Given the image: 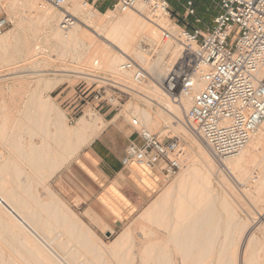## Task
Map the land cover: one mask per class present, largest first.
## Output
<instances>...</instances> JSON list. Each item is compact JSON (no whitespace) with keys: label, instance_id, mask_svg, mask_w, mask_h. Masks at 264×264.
I'll return each instance as SVG.
<instances>
[{"label":"bare ground","instance_id":"bare-ground-1","mask_svg":"<svg viewBox=\"0 0 264 264\" xmlns=\"http://www.w3.org/2000/svg\"><path fill=\"white\" fill-rule=\"evenodd\" d=\"M8 3L13 6L19 3L26 4L33 9L35 19L30 23L33 31L30 37L28 34L25 35L27 37L22 36V39L16 37V41L13 39L15 32L0 33V52H3L0 53V68H4L0 71V78L6 79L12 75L16 83L17 81L23 83L32 75L37 82L32 83L35 87L41 82L44 86H40L39 91L33 86L35 89L31 87V90L24 92H19L20 88L16 86L14 92L8 87L11 92L7 94L10 93L12 98H6L7 86L0 85V147L5 148L7 152L5 155L4 151L0 150V226H2L0 228H6L9 235L14 238V242L17 241L25 247L26 253L33 255L36 262H33L34 264L58 263L52 260V256L47 255L48 251L44 252L43 248L32 240V234H29L30 228L42 233L52 242L54 238L50 237V234L56 228H63L60 232L65 234V238L58 239L55 246L68 248L67 252L62 248L61 250L65 251L67 258L73 261V257L84 255L87 258V254L91 255L90 260H84L83 264H109L110 261L103 258L105 255L132 264L135 262L137 264H205V257L212 255L211 248L216 243L214 236L218 234V229L211 228H218L217 225L222 217V214L213 215L215 206L209 202L220 200L222 209L227 213L226 216H229V212L232 214L236 209V202H233L230 196L237 193L231 192V182L237 190H240L237 183L243 184L244 196H249L256 203H262L261 207L258 206L261 211L257 212L258 216L252 220L257 223L262 218L264 130L252 135L237 154L216 159L201 138L187 128L182 115L190 106L191 98L180 96L175 99L163 88V83H172L173 70L184 56L182 52L184 39L177 25L171 29L174 37L160 40L161 28L168 27L167 16H151L144 11L145 6L141 0H137L133 9H111L106 13L94 10L86 0H71L63 4V7L74 17H78L85 27L77 22L63 26L59 24L63 12L44 0H8ZM86 27L101 30L107 41L117 45L119 50L116 51L114 48L112 50L109 43L102 44L86 30ZM141 39L148 42L151 55H146L147 53L144 54L142 49L140 50ZM11 40L16 41V44L11 46L21 58L23 57L22 60H19V57L18 60L14 58L16 61H13L4 54L7 48H11L9 46ZM51 51L56 52V56L54 53L51 54ZM130 56L142 64L151 80L140 84L133 81L132 71L122 68V64L130 59ZM56 61L59 63L56 64ZM17 63L22 64L12 67V70L9 69L11 65ZM86 63L88 64L85 65ZM22 68L27 70H21ZM99 71H103L107 76L100 75ZM49 74L52 76H48ZM57 75L60 77L57 78ZM71 75L88 81L113 82L143 97L148 107L141 111L145 120L151 122V124L146 122L150 132L153 126L160 127L164 124L172 126L175 132L185 134L189 131L193 137L190 138L188 161L180 162L179 172L174 180L172 179L138 214L150 229H144L145 227L135 229L131 223L109 243H104L95 237L87 224L75 217L76 214L66 212L65 208L63 211L64 202L56 198L47 187L44 188L48 189L49 196L45 199L38 198L37 193L33 192V179L44 184L46 178L51 177L68 159H71L72 154H75L79 147L93 140L104 125L100 118L91 116V119H88L87 114H83L76 119L74 125L69 126L67 122L65 123L64 114L59 110H56L59 115L52 114V117V110L50 108H48L50 112L46 110L51 98L49 95L46 98L45 95L42 96V91L51 90ZM12 81L14 83L13 78ZM22 83L20 84L22 90L23 87L24 89L29 87L26 84L23 86ZM202 87L203 82L197 80L193 92ZM17 88L19 89L15 92ZM15 94L18 95L20 102L30 103L33 100L45 115V112H48L44 124L48 122V125L52 126L50 129L53 130L51 131L49 126L41 122L44 125L42 130H45L41 143H38V140L37 143L33 141L23 143L21 128L35 122L36 117L29 115L27 110L22 111L17 108V104L20 103H15L17 101ZM129 105H132L135 111L138 110L136 103ZM152 106H155L156 110H152ZM42 111L41 113L39 111L41 119ZM182 117L183 121H181ZM145 120L143 119V122ZM37 123L36 120V125L40 122ZM11 135L16 136L17 140L10 142ZM183 149L180 148L181 153ZM58 212L62 214L59 215L60 218L57 216ZM93 214L96 215L94 212ZM101 220L99 219V222ZM139 220L137 226L142 227L144 222ZM236 224L242 229L231 231L226 229L223 232L221 248L218 250L219 256L223 253V247L228 246L230 248L228 264H264V229H248L247 221L240 218ZM105 228H107H103L105 231H112L109 226ZM10 248L15 250L13 247ZM18 252L16 255L22 260L21 263L31 264L25 261L27 259L23 261L24 255L20 256ZM16 257L15 254H3L0 245V264H21L18 262L20 259ZM94 257L98 259L95 260ZM206 264L211 262L208 261ZM217 264L224 262L220 260Z\"/></svg>","mask_w":264,"mask_h":264},{"label":"built area","instance_id":"built-area-1","mask_svg":"<svg viewBox=\"0 0 264 264\" xmlns=\"http://www.w3.org/2000/svg\"><path fill=\"white\" fill-rule=\"evenodd\" d=\"M44 1L62 8L71 0ZM141 1L151 16L171 17L168 0ZM196 1L185 0L183 5L185 16H192L193 23L180 28L184 56L173 70L172 83H163V88L175 99L191 98L184 114L187 128L201 138L215 158L222 159L237 154L252 135L264 130V0H210L215 13L204 28L196 26L202 23L196 16ZM136 2L115 0L112 9H133ZM210 4L205 11H210ZM72 23L75 17L64 12L61 25ZM2 25L0 21V33ZM176 25L174 21L161 28L162 38L174 37L171 29ZM122 68L132 71L136 84L149 78L131 58ZM197 80L203 87L193 92ZM132 124L138 125L137 119H132ZM135 131L139 141L126 146L123 164L152 167L161 163L166 177L174 175L183 155L177 138L161 139L144 126Z\"/></svg>","mask_w":264,"mask_h":264},{"label":"rangeland","instance_id":"rangeland-1","mask_svg":"<svg viewBox=\"0 0 264 264\" xmlns=\"http://www.w3.org/2000/svg\"><path fill=\"white\" fill-rule=\"evenodd\" d=\"M86 1L91 5V7L94 10H96L100 13H106L108 10L112 9V7H110L109 9H106L104 4L99 5L97 3L96 5H93L91 0H86ZM114 2H115V0H114ZM168 3H169L170 10H171V17L169 18L168 21H166L167 24H173L174 21H177V24H178L177 26L179 27L178 30H180V28H183V23H185V21H188L189 23H193V17L192 16H185V10H184V6H183L185 3V0H168ZM4 4H5V6H4ZM209 4H210V0H197L195 2V6L197 8L195 11L196 16L199 17L201 19V21L204 23V27H205V25L211 24L212 15L215 13V10L213 9L211 4H210V7H211L210 11L207 12L204 10L205 7ZM55 8L56 9L58 8V10H61L63 12V14H64V12H67V9L65 7H62V8L55 7ZM175 10H177L179 12L178 16L175 15ZM144 11L147 12L146 9ZM27 12H29V13H27ZM172 18H174V19H172ZM34 19H35V15H34L33 9L27 7L26 4L19 3V4H16L15 6H13V5H11V3L10 4L8 3V0H0V21H3L1 34L7 33L10 31L15 32V37L13 39H15L16 41L18 38L22 39L21 38L22 36H23V38L27 37L28 35L30 37L31 34H33L30 23H31V20H34ZM76 22L83 25V23L80 21V19H78V17H75V23ZM17 23H18V25H17ZM21 24H23V25H21ZM59 24L61 25V20L59 21ZM27 25L29 27H27ZM86 28H87L86 30L88 32H91L90 34H92V36L94 38H96L98 41H101L102 44H105V43L108 44L109 43L108 45L111 47L112 50H114V49L116 51L119 50L117 45L107 41L106 36H104L105 34L101 30L94 29V27H86ZM25 35H27V36H25ZM16 37H17V39H16ZM162 39H163L162 35L160 34V40H162ZM16 41L11 40V42L13 44L10 43L9 46L16 44ZM145 41H146L145 39H141L139 41L140 42L139 43L140 50L142 49L141 51H143L144 54L147 53L146 55H149V54L151 55L152 51L149 48L150 46H149L148 42L147 41L145 42ZM51 45L52 44H50V46ZM12 48H13L12 46H11V48H7L4 54H7V56L10 57L13 61L15 60L14 58H16V60H18V58L20 57L19 56L20 54L17 53L16 51H14V49H12ZM11 49H12V51H11ZM0 53L3 54V52H0ZM53 53L56 56V52L51 51V54H53ZM12 54H14V55H12ZM130 57H131V59L136 61L140 66H142V64L139 61H137L133 56H130ZM22 58L20 57L19 60H22ZM55 63L57 64V63H59V61H56ZM21 64L22 63H17L14 65H11L9 69H11L12 67H15V66H20ZM87 64L88 63H86L85 65H87ZM3 69L4 68H2V69L0 68V71H2ZM21 70L25 71L27 69L22 68ZM99 73L102 76H104V75L107 76L103 71H99ZM0 74H1V72H0ZM48 76L51 77L52 75L49 74ZM59 77H60V75H57V78H59ZM12 78L14 80V83L12 81ZM29 79L23 83L21 82L23 84V86H24V84H26L27 87L29 86L28 88L26 87L27 89H24V87H23V90H22L21 89L22 86L20 85L21 83H19L18 81L16 83L15 82L16 79H14V76H12V75L8 76L6 79L0 78V85L2 84L5 87L7 86L5 88L6 98L11 96L10 93H9L10 95L7 94L8 92H11V91H9V89H7L8 87L11 88L10 90H12L14 92V90H15L14 88L16 86V87H19L20 90H22V91L19 90V92H24L27 90L29 91L32 88L33 89L37 88L36 90L39 91L40 90L39 87L44 86L43 82L39 83L38 87L37 86L35 87V85H33V84L37 83L35 80V76L31 75V76H29ZM148 80H151V78L146 79L144 82H148ZM34 82H36V83H34ZM18 83H19V86H18ZM27 83L30 85H28ZM19 88H17L15 92H17V90ZM47 95H49L51 99L49 101V106L46 107V110L48 108H50L52 110L51 111L50 109H48V112H50V111L52 112L51 117L53 115L55 116V114L57 115L58 113L56 110H59V112L64 114L65 123L67 122L66 124H68L69 126L74 125L76 122V119L79 118V116H81L83 114H87L88 119L89 118L91 119V116L93 118L94 117L100 118L101 121L104 123V125L102 126V129H104L109 123H114L116 121V119L124 120L125 123L127 124L128 128H130L131 130L132 129L135 130V128L138 126H144L147 129L149 128V127H147V123L150 121L147 122L145 120V117L143 116V113L141 111L142 109L148 107V104L145 101V99L143 97L137 96V94L135 92H133L131 89H126L124 87L121 88L120 86L116 85L113 82H105V81L100 82L97 80L88 81L84 78H81V77L79 78V77H75V75H71L66 80L64 79V80H62V82H59L51 90L42 91V96H44L46 98ZM169 95H171V94H169ZM14 96H15V100H17V101H15V103L16 102L20 103V104H17V108H20L22 111L27 110L26 112L30 113L29 115H31L33 117L35 116L37 122L38 123L40 122L39 124L37 123L38 125H36V120H34L35 122L30 123L29 125H26L25 128H21V139L23 140V143H25L26 141L27 142L33 141V142L37 143V140H38V143H41V140L44 138V134H45V130H42L44 125L49 126V129L52 128V126L48 125V122H47V124H44L47 121V117H48L47 113L48 112L47 111L45 112L47 115L46 116L43 113V111L39 107H37V104L33 100L30 101L31 104L29 103V101H27V103L26 102H20L18 95L15 94ZM14 96H13V98H14ZM96 96H97V98H96ZM170 97H173V96L171 95ZM10 98H12V97H10ZM10 98H9V100H10ZM137 100H138V102H137ZM129 103H136L138 105V110L135 111L134 108L132 107V105L128 106ZM151 109L156 110V107L152 106ZM39 111H40V113H41V111L43 113L42 119L40 117ZM86 111H87V113H86ZM88 111H89V113H88ZM35 113H37L39 116ZM141 115H142L143 119L145 120V122H143ZM182 116L184 117V115H182ZM19 117H21V116H19ZM37 117H38V119H37ZM43 117H44L45 121L43 120ZM183 117H182L181 121H183ZM132 119H137L138 125L133 126ZM41 122L44 125L41 124ZM31 124H34L36 126L31 125ZM149 124H151V122ZM149 124H148V126H149ZM182 124H183V122H182ZM31 127L33 128V130H31ZM50 130L52 131L53 129H50ZM184 130H185V132L187 131L185 128H184ZM151 131L153 133L158 134V136L161 139H166L168 137H176L178 140L179 150H180V148L181 149L184 148L182 150L183 155L181 156L182 157L181 161H182V163H186L188 161L187 155H188V152L190 151V149H189V147L191 146L190 145L191 144L190 138L192 137L190 135L189 131H187L185 134L175 132L173 130L172 126H165L164 124L160 125V127L159 126L158 127L153 126ZM135 135H136V133L133 134V136H135ZM15 140H17L16 136L11 135L9 137L10 142L15 141ZM72 142H74V141L72 140ZM86 145L79 147L80 149L76 150L75 154L74 153L72 154L73 156H71L72 158L70 157L71 159H68L65 162V164H63L62 167L57 169L51 177L46 178V180L44 181L45 182L44 184H42L43 182H41V181H40L41 182L40 183L36 179H33V185H32L33 192L35 194L37 193L36 195L38 196V198H40V199L44 198L45 199L49 196L47 193L49 191H51V193L54 194V196H56V198H58L60 201H62V203L64 202L63 204H65V205H63L61 203L63 206H65V207H62L63 211H65L64 210V208H65L66 212L70 211L71 213L73 212L74 214H76L75 217L78 218V220H81L82 222L87 224L89 226V228L92 230V233H94L96 235V236L95 235L94 236L98 240L103 241L104 243H109L126 226L130 225L131 223H132L131 226H134L135 229H138V228L142 229L143 227H145L144 229H150V227H147V225H145V224H147V223H145L146 221L144 222L142 219L139 218L138 215H136V216L132 217L131 219H129L123 226H121L117 229L111 228L112 229L111 232L105 231L104 229H107V228H105V226L103 224H100L101 221L99 222V219L102 218L101 213L99 212L98 214L94 215L93 212L89 211V209H86L87 204L84 203L83 201L85 199L84 197H86V189L88 188V186H86L85 175L78 169V160H80V156H81L82 151ZM1 149L4 151V153L6 155L7 154V152H5L6 149L3 147H0V150ZM216 159H218V158H216ZM178 172H179V170L174 175L165 178L163 186L155 193L154 198H156L160 194V192L166 187L167 184H169L171 182L172 179L174 180V178L178 175ZM237 186H239L240 190L235 189V185L232 182L230 183V188H232L231 192H233V193L236 192L237 195L232 194L230 196V198H232V201L236 202V209L234 210V212L231 211V212H233L232 214H230V212H229L228 217L226 216L227 213L222 209V205L220 203V200L217 199L213 202L212 201L209 202L210 204L212 203L215 206V210L213 211V215L218 216V215L222 214V217L218 223L219 225H217L218 228L217 227L211 228V229H218V234L214 236L216 239V243L211 248L212 255L205 257V261H204L205 264L208 261H210L211 264H217V261L219 262L220 260H222L224 262V264H228L230 248L228 246L223 247L224 249L222 250L223 253L221 256H219L218 250L221 248L220 242H221L222 237H223V232L226 229H229L231 231L234 229H240L241 228V227H239V224L238 225L236 224L238 218L247 221V223H248L247 228L248 229H264V211H263L262 218L257 223L253 222V220H252V218H254L255 216H258V214H256V213L261 211L260 207L262 206L261 205L262 203H256V202L252 201V199L249 196H247V195L244 196L245 192H244L243 184L237 183ZM44 187H47L49 189V191L47 188H44ZM167 206H169V204H167ZM258 206H260V207H258ZM59 215H62V214L60 212H58L57 216L60 218L61 216H59ZM137 216L140 220L137 218ZM137 219L139 221L144 222V223L142 222L143 225L140 224V225H142V227L137 226L140 223V222L139 223L137 222L138 221ZM135 220H136V222H135ZM227 220H229L228 221L229 223H227ZM0 227H2V226H0ZM62 229L63 228H56L52 232L53 234L52 233L50 234V237L53 236V238H54L53 242L48 240V238H46L42 233H41L42 234L41 235L40 232H37L35 229H34L35 230L34 231L32 228H30L29 234H32V240L34 242L36 241L37 243L36 242L35 243L39 247L43 248L42 250H44V252L48 251V253L46 252L47 255L49 254L48 255L49 257L52 256V260L58 264H74V263L75 264H83L84 260H88V259L90 260L91 255L89 256V254H87L88 255L87 258H85L84 255H80V256H77L76 258L73 257L74 261L70 260L69 258H67V255H66L68 248L66 249V248H63L61 246V247H59L60 248L59 249L56 247L57 246L56 241H59L58 239H64L65 238V234L60 232ZM7 231L8 230L6 228H0V235H1L0 237L1 238L3 237L2 239H0V245L3 248V254H5V255H14L15 254V257H16L17 256L16 252H18V250H19V252H20L19 255L20 256H21V254L24 255L23 256L24 258H22L23 261L25 259H27L25 261H29V262H31V264L33 262H35L33 255L26 253L25 247L18 244L17 241L14 242L15 241L14 238H12ZM2 240H4V242ZM70 244L72 245V243H70ZM70 244H69V246H70ZM7 245H9L10 247H13L15 250L16 249L17 250L15 251ZM257 247L258 246H256L255 249H257ZM61 248L63 250H65L66 252L61 250ZM16 258L18 260L20 259L19 256H17ZM103 258L108 259L110 261L109 264H132L129 262H124L122 260L117 261L116 258L111 256V255H105V256H103ZM93 259L97 260L98 258L94 257ZM20 261L22 262L21 259L18 262H20ZM26 263L24 262L21 264H26ZM27 264H29V263H27ZM134 264H137V263L135 262ZM238 264H240V263H238Z\"/></svg>","mask_w":264,"mask_h":264},{"label":"crops","instance_id":"crops-1","mask_svg":"<svg viewBox=\"0 0 264 264\" xmlns=\"http://www.w3.org/2000/svg\"><path fill=\"white\" fill-rule=\"evenodd\" d=\"M93 5L112 7L114 0H91ZM175 15L179 12L175 10ZM183 26H192L185 21ZM204 28V23L196 25ZM136 131L124 120L109 123L83 149L78 169L85 175L86 209L101 213V224L117 229L141 213L163 186L165 174L161 163L145 167L135 162L123 164L126 146L139 141ZM108 224V225H107Z\"/></svg>","mask_w":264,"mask_h":264}]
</instances>
